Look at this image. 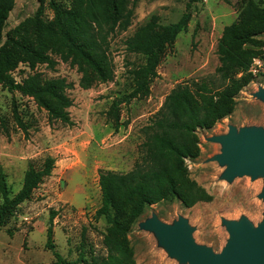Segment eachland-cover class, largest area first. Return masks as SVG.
Here are the masks:
<instances>
[{
	"label": "rangeland",
	"instance_id": "obj_1",
	"mask_svg": "<svg viewBox=\"0 0 264 264\" xmlns=\"http://www.w3.org/2000/svg\"><path fill=\"white\" fill-rule=\"evenodd\" d=\"M50 1L15 0L5 32L37 14L44 20H53ZM189 1H135L126 31L108 38V57L113 69L109 82L96 81L89 89L80 88V74L54 54L52 68L46 64L33 68L27 63L18 65L13 72L16 82L38 73L47 79L64 78L71 85L67 90L72 100L68 109L71 125L50 120L33 98L9 92L0 85V167L12 195L20 190L30 163L39 166L48 156L55 159L51 175L43 180L33 197L0 225V264H54L52 253L45 248L52 212L55 213L53 243L66 262L74 263L82 249L87 258L106 254L102 239L108 225L103 218H95L101 204L99 172L126 173L133 169L145 139L142 128L162 109L166 96L176 86L202 80L214 81L216 88L220 86L215 73L219 66L217 43L224 27L237 21L249 0H201L191 4V20L163 51L156 77L144 93L128 99L136 87L135 72L145 58L128 52L126 39L153 17L161 25L177 22ZM255 1L264 7V0ZM56 2L64 9H73L72 0ZM258 39L264 42V35ZM254 60L264 70V59ZM251 68L253 79L236 97L235 111L212 129L199 131V156L185 160L190 179L204 188L212 201L192 208L183 207L178 200L147 207L127 235L136 264H185L170 256L157 235L143 227L154 215L167 224L179 218L186 220L193 242L215 253L221 252L229 240L225 222L243 219L253 228L264 223L261 198L264 175L222 178L227 165L212 160L221 153V145L209 141L213 136L226 134L230 125L237 130L253 127L264 130V102L256 95L259 89L264 90V73L253 74ZM114 103L119 105L117 130L111 112ZM15 114L25 130L17 124Z\"/></svg>",
	"mask_w": 264,
	"mask_h": 264
},
{
	"label": "trees",
	"instance_id": "obj_2",
	"mask_svg": "<svg viewBox=\"0 0 264 264\" xmlns=\"http://www.w3.org/2000/svg\"><path fill=\"white\" fill-rule=\"evenodd\" d=\"M73 9H64L56 0L50 1L53 20L40 14L11 31L5 32L7 19L15 0H0V85L9 92L29 96L41 106L50 120L72 124L68 109L72 100L67 94L71 85L64 78H43L31 74L16 82L13 72L20 63L31 68L36 64H55L52 54L80 74L79 87L89 89L92 84L109 82L113 69L108 57V38L126 31L136 0H72ZM190 0L181 18L161 25L153 17L125 41L126 50L142 55L145 62L135 72L136 87L128 99L144 93L154 77L163 51L186 29L190 19ZM264 7L249 0L240 11L237 21L224 27L217 43L219 66L214 81H192L176 86L166 96L162 109L142 128L144 141L140 145V159L126 173L109 170L99 172L98 185L101 204L95 218H103L108 225L103 234L104 256L85 257L84 250L74 263L66 262L55 250L51 213L45 248L54 257V264H136L127 235L147 207L178 200L183 207L192 208L209 203L212 197L190 179L185 160L199 156V131H207L235 110L236 97L253 79L249 73L254 59H264ZM128 99L123 100L126 102ZM118 103L111 112L118 128ZM22 130L25 125L15 114ZM55 159L48 156L39 166L30 163L20 190L12 195L6 174L0 167V225L14 217L19 207L33 197L34 191L54 169ZM81 244V248H82Z\"/></svg>",
	"mask_w": 264,
	"mask_h": 264
},
{
	"label": "water",
	"instance_id": "obj_3",
	"mask_svg": "<svg viewBox=\"0 0 264 264\" xmlns=\"http://www.w3.org/2000/svg\"><path fill=\"white\" fill-rule=\"evenodd\" d=\"M264 102V90L256 93ZM209 141L221 145V153L213 161L227 165L222 178L232 180L236 176L264 175V130L229 126L224 135L213 136ZM264 200V190L261 194ZM229 236L221 252L193 242L187 221L179 218L173 224L160 221L155 215L145 221L143 227L153 231L159 243L170 256L185 264H264V223L251 227L246 220L225 222Z\"/></svg>",
	"mask_w": 264,
	"mask_h": 264
},
{
	"label": "built area",
	"instance_id": "obj_4",
	"mask_svg": "<svg viewBox=\"0 0 264 264\" xmlns=\"http://www.w3.org/2000/svg\"><path fill=\"white\" fill-rule=\"evenodd\" d=\"M259 64H258V61L257 60H254V66H252V68H251V73H253V74H257V73H260V72H263L264 73V70H261L260 68H259ZM258 68V69H257Z\"/></svg>",
	"mask_w": 264,
	"mask_h": 264
}]
</instances>
